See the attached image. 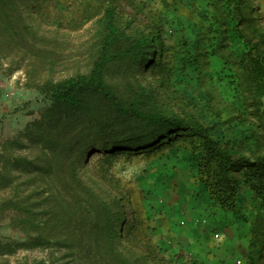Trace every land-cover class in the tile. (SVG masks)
I'll use <instances>...</instances> for the list:
<instances>
[{
	"label": "rangeland",
	"instance_id": "obj_1",
	"mask_svg": "<svg viewBox=\"0 0 264 264\" xmlns=\"http://www.w3.org/2000/svg\"><path fill=\"white\" fill-rule=\"evenodd\" d=\"M243 1L246 16L257 20L263 0ZM13 2L11 16L0 11V264H104L99 254L109 231L124 225L128 245L151 242L160 264H264V239L254 246L249 221L210 197L183 137L151 152L136 146L109 154L98 147L103 135L83 130V141L91 134L96 145L80 152L83 141H68L67 133L82 129L84 109L52 111L42 89L47 80L90 71L102 40L99 19L113 3L128 35L162 31L169 46L157 59L146 47L145 61H112L106 79L119 95L146 86L158 107L215 125L217 137L252 155L262 133L247 111L252 86L239 38L224 32V0ZM128 38L115 48H127ZM78 182L101 198L68 204ZM111 194L116 202L105 217L100 199ZM249 196H240L247 218L264 217L262 208L249 207ZM72 206V226H63ZM38 220L43 243L34 245Z\"/></svg>",
	"mask_w": 264,
	"mask_h": 264
},
{
	"label": "trees",
	"instance_id": "obj_2",
	"mask_svg": "<svg viewBox=\"0 0 264 264\" xmlns=\"http://www.w3.org/2000/svg\"><path fill=\"white\" fill-rule=\"evenodd\" d=\"M224 2L229 7L230 15L228 27L224 32L229 35L230 30H234L239 38L242 49L240 61L245 64L244 70L249 74L248 79L252 86L247 111L257 120L256 133L258 130L262 133V141L255 142L256 152L252 155L242 153L240 144L233 147L231 139L217 137L214 134L215 125L200 120L193 114L185 116L169 108L158 107L154 90L146 86L139 85V88L133 89L126 98L123 94L119 95L106 79L107 68L112 61L124 57H135L145 61L143 55L146 47H151L148 50L149 54L157 59L159 54L169 50V46L165 43L162 31L148 36L128 35L118 22L117 7L113 3L105 7L99 19L102 40L90 71L60 80H47L42 89L45 98L51 102L52 111L62 108L69 111L84 109L85 113L81 118L82 129L75 131V134L67 133L68 141H83L81 138L85 134L83 130L99 133L104 138L97 141L100 143L98 147H105L109 154H115L136 146H146L148 149L146 151L151 152L161 148L163 144H171L183 137L186 146L197 156L198 169L210 197L222 209L242 215L241 217L249 221L253 245L258 246L264 239V217L254 215L248 219L240 205V196L243 192L249 193V207L252 209L260 207L264 210V154L257 151L264 147V24L258 16L254 21L246 16L245 8L250 6L243 0ZM12 4L13 0H0V11L11 16ZM249 21L252 28L250 32H246L244 26L249 24ZM127 36L129 46L122 50L116 49L119 41ZM86 135L91 138L82 142L80 152L96 145L93 136ZM80 158L78 156V159ZM68 194L74 200L73 203L72 201L68 203L70 205L101 198L94 188L83 187L79 182L70 186ZM110 196L109 200L100 199L105 217L110 214L112 204L116 202L113 194ZM72 207V215L70 218L68 214L65 215L63 226L64 224H69L67 227L72 226L73 214L78 211L75 210V206ZM198 209L201 210L200 207ZM39 221L38 233L36 232L31 239L34 245L43 243L44 227ZM125 230L124 225L119 229V233L109 231L104 248L99 254L101 263L160 264L157 248L151 242L146 240L145 243L139 241L133 243L134 245H128L127 242L131 240H126ZM202 236L200 238L203 240L207 239L204 232Z\"/></svg>",
	"mask_w": 264,
	"mask_h": 264
},
{
	"label": "crops",
	"instance_id": "obj_3",
	"mask_svg": "<svg viewBox=\"0 0 264 264\" xmlns=\"http://www.w3.org/2000/svg\"><path fill=\"white\" fill-rule=\"evenodd\" d=\"M260 12H261L260 18L262 20V24H264V0H263L262 5H261Z\"/></svg>",
	"mask_w": 264,
	"mask_h": 264
}]
</instances>
